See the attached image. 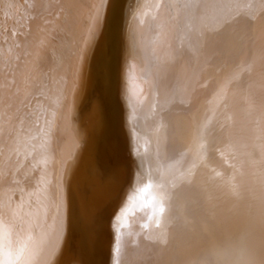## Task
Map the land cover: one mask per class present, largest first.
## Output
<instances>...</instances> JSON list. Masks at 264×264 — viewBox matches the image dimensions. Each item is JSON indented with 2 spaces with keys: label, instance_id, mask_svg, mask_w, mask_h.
<instances>
[{
  "label": "bare ground",
  "instance_id": "bare-ground-1",
  "mask_svg": "<svg viewBox=\"0 0 264 264\" xmlns=\"http://www.w3.org/2000/svg\"><path fill=\"white\" fill-rule=\"evenodd\" d=\"M0 264H264V0H0Z\"/></svg>",
  "mask_w": 264,
  "mask_h": 264
},
{
  "label": "snow or ice",
  "instance_id": "snow-or-ice-1",
  "mask_svg": "<svg viewBox=\"0 0 264 264\" xmlns=\"http://www.w3.org/2000/svg\"><path fill=\"white\" fill-rule=\"evenodd\" d=\"M199 5H192V7H198ZM102 63V60H101ZM97 83L103 86L104 80H103V74L101 73L100 76L97 79ZM94 117L97 118L98 124L102 127L104 123L103 119V110L101 106H97L92 110ZM96 199L95 192H86L84 195V201L82 206V216L84 218V227L87 229L92 223V216H93V209H94V201ZM165 211L163 205L160 207V212L163 213ZM95 223H98V219L95 220ZM11 255V253H10Z\"/></svg>",
  "mask_w": 264,
  "mask_h": 264
},
{
  "label": "rangeland",
  "instance_id": "rangeland-1",
  "mask_svg": "<svg viewBox=\"0 0 264 264\" xmlns=\"http://www.w3.org/2000/svg\"><path fill=\"white\" fill-rule=\"evenodd\" d=\"M239 21H240V20H239ZM119 114H120V113H119ZM128 184H129V183H126V184H125L124 189H125L126 186H128ZM146 203H148V202H146ZM144 205H145V204H144ZM144 205H143L142 207H140V209H142L141 211L144 210L143 212H145V211L147 212V211H148L147 208L149 207V206H148L149 203H148V205H147V204H146L145 206H144ZM143 208H144V209H143ZM146 212H145V213H146ZM111 223H113L112 220H111ZM117 223H119L120 225H122L123 222H122V221H118ZM119 228L121 229L122 226H120ZM120 229H118V228H117L116 230L114 229V231H115V235H116V233H117V230H120ZM115 237H117V235H116ZM116 241H117V240H116ZM114 242H115V241H114ZM112 248H113V246H112ZM113 249H114V248H113Z\"/></svg>",
  "mask_w": 264,
  "mask_h": 264
}]
</instances>
